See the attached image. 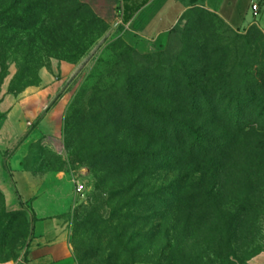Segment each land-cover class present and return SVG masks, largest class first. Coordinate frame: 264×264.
<instances>
[{
    "label": "rangeland",
    "instance_id": "1",
    "mask_svg": "<svg viewBox=\"0 0 264 264\" xmlns=\"http://www.w3.org/2000/svg\"><path fill=\"white\" fill-rule=\"evenodd\" d=\"M45 71L24 155L38 197L0 191V262L26 256L38 202L76 264L262 263L263 28L197 8L157 40L128 29L122 0H0V88Z\"/></svg>",
    "mask_w": 264,
    "mask_h": 264
},
{
    "label": "crops",
    "instance_id": "2",
    "mask_svg": "<svg viewBox=\"0 0 264 264\" xmlns=\"http://www.w3.org/2000/svg\"><path fill=\"white\" fill-rule=\"evenodd\" d=\"M253 6L258 10L254 11ZM263 6L264 0H149L127 26L140 37L164 39L189 11L202 8L235 28L249 30L257 25L264 29L256 20ZM52 94L47 71L42 72L38 86H28L20 93L0 88V191L11 198L18 194L26 203L38 197L24 165L27 147L41 136V128H33L31 124H37ZM6 153H9L7 158ZM33 207L36 220L26 256L14 263L0 264H76L67 233L54 219L46 217L52 210L42 209L38 202Z\"/></svg>",
    "mask_w": 264,
    "mask_h": 264
},
{
    "label": "trees",
    "instance_id": "3",
    "mask_svg": "<svg viewBox=\"0 0 264 264\" xmlns=\"http://www.w3.org/2000/svg\"><path fill=\"white\" fill-rule=\"evenodd\" d=\"M148 1L149 0H122V21L123 23L127 25L131 21V19L134 17V15L137 12H139L141 8L144 5H146V3H148ZM193 136L198 137V140L194 142L195 144L203 145L204 143L208 141V140L205 141L204 136H201L198 133H194Z\"/></svg>",
    "mask_w": 264,
    "mask_h": 264
},
{
    "label": "built area",
    "instance_id": "4",
    "mask_svg": "<svg viewBox=\"0 0 264 264\" xmlns=\"http://www.w3.org/2000/svg\"><path fill=\"white\" fill-rule=\"evenodd\" d=\"M253 9H254V11H257V10H258V7H257V6H253ZM76 191H77V193H78L80 196L83 197L84 194H85L84 185L78 182V183H77Z\"/></svg>",
    "mask_w": 264,
    "mask_h": 264
}]
</instances>
